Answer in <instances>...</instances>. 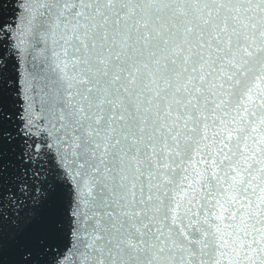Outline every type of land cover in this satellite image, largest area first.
<instances>
[{"label": "snow or ice", "instance_id": "obj_1", "mask_svg": "<svg viewBox=\"0 0 264 264\" xmlns=\"http://www.w3.org/2000/svg\"><path fill=\"white\" fill-rule=\"evenodd\" d=\"M0 264H264V0H0Z\"/></svg>", "mask_w": 264, "mask_h": 264}]
</instances>
